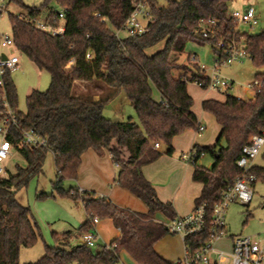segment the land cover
I'll return each mask as SVG.
<instances>
[{
  "label": "trees",
  "instance_id": "16d2710c",
  "mask_svg": "<svg viewBox=\"0 0 264 264\" xmlns=\"http://www.w3.org/2000/svg\"><path fill=\"white\" fill-rule=\"evenodd\" d=\"M8 1L25 11V15L9 14L14 47L38 70L48 73L49 85L43 91L31 90L25 98V111L21 112L17 110V92L10 73L3 76L7 100L16 111L17 120V128L11 129L8 139L16 144L20 132L31 129L46 139L47 148H15L25 160V167L16 165L14 174L0 177V264H20V248L33 245L40 236L29 208L15 199L14 192L41 171L47 151L52 153L55 166L53 192L83 205L85 220L76 236L80 238L93 228V218L110 219L120 235L107 245L88 247L82 242L71 244L66 232L55 236L57 246L44 245L43 255L26 264H118L121 251L136 264H173L154 250V244L169 233L153 221V215L161 212L170 219L175 215L170 203L158 200L141 167L158 157L153 143H164L171 153L174 136L186 129H197L186 86L198 74L174 77V69L185 67L171 55L182 52L186 41L194 39L208 42L215 52L210 40L199 37V23L215 19L230 25L231 0H167L164 5L150 0L147 30L122 39L115 36L114 29L129 16L132 0H42L33 6L21 0ZM54 5L60 10L55 11ZM44 11L48 17L62 11V36L38 30L23 18L37 17ZM242 36L252 64L264 67V29ZM160 42L161 49L151 55L146 53V49ZM87 52L91 59H86ZM71 60L73 64L67 68ZM254 78L261 80L262 85L249 99L226 94L223 101L201 102L202 110L220 126V135L213 146L192 147L197 150L192 178L202 184L195 205L206 204L207 227L184 238L191 251L208 239L211 207L219 200L222 189L242 173L236 165L242 145L251 135L264 133V70ZM75 82L101 83L107 89L106 95L103 98L98 93L95 99L93 94L74 92ZM153 88L160 95L159 101L153 98ZM119 92L133 108L136 121L129 117L114 122L103 115L106 103ZM87 149L98 156L104 151L109 153L118 167L115 182L140 199L148 208L147 213L118 207L94 193L62 187L65 178L76 179L80 156ZM200 154L213 158L209 169L196 165ZM248 173L264 180V167L252 166ZM47 196L38 194L39 198Z\"/></svg>",
  "mask_w": 264,
  "mask_h": 264
},
{
  "label": "built area",
  "instance_id": "2783aa9c",
  "mask_svg": "<svg viewBox=\"0 0 264 264\" xmlns=\"http://www.w3.org/2000/svg\"><path fill=\"white\" fill-rule=\"evenodd\" d=\"M4 1L0 0V10L4 7ZM23 17V16H22ZM230 25L215 19H208L199 23L197 31L199 37L210 40L215 49L214 63L211 68L199 67V74L191 82L199 88L212 90L224 95L233 88V82L220 75L219 69L223 65H228L234 61L247 57L246 42L242 33L238 30L239 24H247L250 27L257 25L255 10L248 6L243 10H233L229 12ZM36 29L45 31L52 36H62L65 32V23L62 11L57 15L48 17L47 15L37 17H23ZM151 19L150 0H132V9L125 21L116 29L114 34L122 39L128 36L140 35L147 30L148 22ZM237 23V27H235ZM123 34L124 37H121ZM3 49H13L11 35L0 34V177L5 176L2 161L7 157L11 148H47L45 138L38 136L35 131L28 129L20 132V138L16 144L8 139L11 129L17 128L16 111L7 100L3 76L6 72L15 70L19 59L12 53H7ZM92 55L87 52L86 59H91ZM195 60L194 57H191ZM262 81L254 79L245 87V92L249 95L259 91ZM197 132L201 133L204 126L197 123ZM264 145V133L251 135L248 142L242 145L240 156L236 161L237 167L241 170V175L225 186L220 193L219 200L211 207V221L208 225L209 237L199 247L189 250L186 245L183 258L174 264H264V236L253 238L245 235H234L229 239V247H219L217 244L226 239L225 213L231 203L240 202L247 205L252 198L253 191L251 184L256 177L248 173L251 161L259 154ZM159 143H153V148H157ZM203 154H200L202 156ZM197 150L191 148L190 151L181 153L180 160L186 163H194ZM199 156V157H200ZM206 204L200 203L194 206L193 210L181 217H175L164 224L169 234H176L182 237L201 233L207 227ZM98 219H92L93 228L80 236V241L88 247H96V232L94 225ZM185 244V242H184Z\"/></svg>",
  "mask_w": 264,
  "mask_h": 264
},
{
  "label": "rangeland",
  "instance_id": "374dc122",
  "mask_svg": "<svg viewBox=\"0 0 264 264\" xmlns=\"http://www.w3.org/2000/svg\"><path fill=\"white\" fill-rule=\"evenodd\" d=\"M24 4L33 6L39 5L42 0H21ZM167 0H156L159 5H164ZM179 1V0H175ZM248 6H252L255 10L257 18V25L250 27L247 24H239L238 30L240 33L256 34L264 29V0H231L228 3V12L233 10H243ZM55 11H59V7L53 6ZM46 11L42 13V16ZM9 14L25 15V11L21 9L15 2L8 0L4 1V7L0 10V34H11V24ZM237 27V23H235ZM124 37L123 34H120ZM163 42H160L148 49V55L153 54L155 51L161 49ZM7 53L16 55L19 59L18 66L15 70L10 72L11 79L15 85L17 92V110L25 111V98L31 90H45L49 85V75L45 71L38 70L32 62L27 59L19 51L13 49H3ZM183 54L188 57L190 65L204 66L209 69L214 63V53L211 45L208 42L200 40H188L185 43ZM194 57L195 60H192ZM71 60L67 64V68L72 65ZM196 66V67H198ZM199 69V67L197 68ZM264 67H257L252 64L250 58L244 57L241 60L234 61L231 64L223 65L219 69L221 76L231 80L233 88L227 92L228 95L237 98H247L245 95V87L251 83L255 78L256 73H260ZM189 89L192 84L188 83ZM100 89V90H98ZM74 92L93 94L98 96V93L104 98L107 89L101 83L90 82L86 84L74 83ZM99 94V95H100ZM153 98H158V92L153 88ZM115 104H120V109H124V121L129 117L136 121V116L133 108L128 103L122 102V94H116ZM221 100L225 95H221ZM114 103H106L103 115L107 118L116 116L111 109H114ZM1 124V122H0ZM1 141V135H0ZM7 174L15 173V166L25 167V160L21 157L15 148H11L7 157L1 163ZM251 165L257 167H264V145L259 154L251 161ZM77 176V172H76ZM55 180V166L53 156L50 151H47L41 171L29 180L28 184L14 192L15 199L23 206L28 207L35 223L36 230L39 233L37 241L29 247H21L19 250L20 264L34 262L43 255L44 245L57 246L55 236L59 237L68 232L72 234V239L76 240L74 235L75 230L79 228L81 219L84 214L83 205L79 200H73L67 196H60L53 192L52 182ZM64 189L76 188V179L65 178L62 181ZM253 191L251 201L244 205L240 202L231 203L225 213V228L227 235H245L253 238H260L264 236V180L256 179L251 184ZM47 194V197L39 198L38 194ZM76 242V241H75ZM223 247L222 244L218 245ZM121 262L131 264L130 257L124 252L121 253Z\"/></svg>",
  "mask_w": 264,
  "mask_h": 264
},
{
  "label": "crops",
  "instance_id": "0c3cea01",
  "mask_svg": "<svg viewBox=\"0 0 264 264\" xmlns=\"http://www.w3.org/2000/svg\"><path fill=\"white\" fill-rule=\"evenodd\" d=\"M44 15H46V13ZM183 51L172 53L171 55L177 64L185 67L184 69H174L172 71L173 76L176 77L181 74L190 75L192 73L199 74L196 61L195 65H190L188 62L189 56H185ZM213 53L215 57V52L213 51ZM191 84V89L186 86L187 93L192 99L191 111L195 114L198 123L204 126V130L198 133L195 129H186L182 133L174 136L170 145L172 149L171 153H168L169 147L167 145L162 142L159 143V146L154 148L159 152L158 157L141 167L142 175L154 188L158 200L163 203H170L175 217L184 216L193 210L195 200L200 195L202 189V184L194 181L192 178L194 170L193 163L181 161L179 158L181 153L190 151L195 145L201 147L213 146L220 135V126L210 113L202 110L201 102L205 99L223 101L224 99L221 100L220 97L224 94L202 89L193 83ZM118 94L122 93L119 92L117 95ZM245 95L248 98L249 93L245 92ZM94 98L97 99L98 96L95 95ZM121 99L123 103H129L123 94ZM155 100H160L159 93L158 98ZM115 101L116 97H112L108 103H114ZM117 104L114 103V109H111L116 116L110 118V120L114 122H123L124 109H120V104ZM221 145L224 146L223 141H221ZM212 164L213 158L207 154L200 156L196 161L197 166H203L206 169H209ZM252 166L254 165H251V167ZM117 171L118 167L113 163L108 152L104 151L101 156H98L92 149H87L80 156V164L77 168L76 176V189L94 193L98 197H104L118 207L128 209L132 212L140 214L147 213L148 208L140 199L115 182ZM84 220L85 216L81 219L80 225ZM169 220L171 219L164 216L161 212H155L153 215V221L163 226ZM94 229L97 235L96 247L99 245H107L120 235L119 230L113 225L110 219H98L97 223L94 225ZM225 231H227L226 228ZM69 234L71 244L81 242L80 238L76 236L77 229L74 232V235L77 237L76 240L72 239L71 233ZM231 236L233 235H227L226 232V239L221 240L217 245L222 244L223 247L228 249ZM184 245V240L181 236L167 234L154 244V250L164 260L174 264L183 258L185 250ZM123 252L127 254L125 251L119 253L118 264L121 262L120 255ZM130 259L131 264H136L131 257ZM122 264L125 263L122 261Z\"/></svg>",
  "mask_w": 264,
  "mask_h": 264
},
{
  "label": "water",
  "instance_id": "95a60500",
  "mask_svg": "<svg viewBox=\"0 0 264 264\" xmlns=\"http://www.w3.org/2000/svg\"><path fill=\"white\" fill-rule=\"evenodd\" d=\"M249 98H251V96H250V95L248 96V99H249Z\"/></svg>",
  "mask_w": 264,
  "mask_h": 264
}]
</instances>
